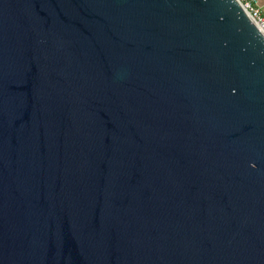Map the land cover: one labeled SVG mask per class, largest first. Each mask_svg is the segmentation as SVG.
<instances>
[{
  "label": "water",
  "instance_id": "water-1",
  "mask_svg": "<svg viewBox=\"0 0 264 264\" xmlns=\"http://www.w3.org/2000/svg\"><path fill=\"white\" fill-rule=\"evenodd\" d=\"M0 264H264L238 0H0Z\"/></svg>",
  "mask_w": 264,
  "mask_h": 264
},
{
  "label": "built area",
  "instance_id": "built-area-1",
  "mask_svg": "<svg viewBox=\"0 0 264 264\" xmlns=\"http://www.w3.org/2000/svg\"><path fill=\"white\" fill-rule=\"evenodd\" d=\"M264 33V0H238Z\"/></svg>",
  "mask_w": 264,
  "mask_h": 264
},
{
  "label": "rangeland",
  "instance_id": "rangeland-1",
  "mask_svg": "<svg viewBox=\"0 0 264 264\" xmlns=\"http://www.w3.org/2000/svg\"><path fill=\"white\" fill-rule=\"evenodd\" d=\"M260 2H263V0H260Z\"/></svg>",
  "mask_w": 264,
  "mask_h": 264
}]
</instances>
